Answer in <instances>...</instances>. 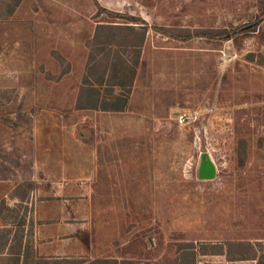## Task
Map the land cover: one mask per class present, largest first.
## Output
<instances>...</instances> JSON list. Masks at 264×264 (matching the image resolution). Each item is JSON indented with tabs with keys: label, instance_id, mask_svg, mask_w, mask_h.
I'll list each match as a JSON object with an SVG mask.
<instances>
[{
	"label": "rangeland",
	"instance_id": "374dc122",
	"mask_svg": "<svg viewBox=\"0 0 264 264\" xmlns=\"http://www.w3.org/2000/svg\"><path fill=\"white\" fill-rule=\"evenodd\" d=\"M98 1L0 0V264H264V0ZM85 82L124 109L79 108ZM63 194L91 247L39 256L35 206Z\"/></svg>",
	"mask_w": 264,
	"mask_h": 264
},
{
	"label": "crops",
	"instance_id": "0c3cea01",
	"mask_svg": "<svg viewBox=\"0 0 264 264\" xmlns=\"http://www.w3.org/2000/svg\"><path fill=\"white\" fill-rule=\"evenodd\" d=\"M56 183L61 189H71V183L63 178ZM70 194H63L60 199H41L35 206V219L38 225L35 230V252L47 258L83 257L89 249L82 242L78 233L88 229L83 226L85 211L75 209L83 206L88 198L71 199Z\"/></svg>",
	"mask_w": 264,
	"mask_h": 264
},
{
	"label": "trees",
	"instance_id": "16d2710c",
	"mask_svg": "<svg viewBox=\"0 0 264 264\" xmlns=\"http://www.w3.org/2000/svg\"><path fill=\"white\" fill-rule=\"evenodd\" d=\"M96 5L98 6V13L101 11H105L106 8L100 5L98 0H94ZM116 15L119 17L127 18L130 21L129 22H134L133 20H137V18L131 14H123L121 12H114ZM143 20V19H142ZM144 25L143 27H148V24L146 21H143ZM112 24H98L97 29H96V36L98 35V32L100 28L108 27L111 26ZM126 26H131L133 27L134 25H126ZM255 29L248 26H244L242 28H237L234 30H227L225 28H208V29H198L194 31V34L190 32V30H185V34H171L170 30L164 29V28H159V31L162 33H165L167 35H171L175 38L181 39V40H188L194 36H205L208 38H213V39H233L238 41V38L241 35H244L247 32L254 31ZM98 37V36H97ZM139 47V46H138ZM127 64V63H126ZM118 71L115 70L114 74L105 82H100V85L105 86L106 88H115L118 87L120 88H128L130 87V84L127 82H122L118 78ZM132 77L135 76L136 74V68L135 65H132ZM131 81V80H130ZM113 91V90H112ZM111 95L112 92H110ZM113 106L111 108H107V106H104L105 102L101 98V90L98 86L95 85H88L87 82H85V86L83 88V95H81L78 99V107L79 108H87V109H110V110H123L126 103H127V98L126 95H115L113 96ZM1 235V234H0ZM4 235V234H3ZM79 237L81 238L82 242L85 244L87 248L91 247V242L89 235L86 232H83L82 230L79 231L78 233ZM69 260V258H68ZM69 262V261H68ZM121 262L116 259V258H97L91 261H80V262H69V264H120Z\"/></svg>",
	"mask_w": 264,
	"mask_h": 264
},
{
	"label": "water",
	"instance_id": "95a60500",
	"mask_svg": "<svg viewBox=\"0 0 264 264\" xmlns=\"http://www.w3.org/2000/svg\"><path fill=\"white\" fill-rule=\"evenodd\" d=\"M217 167L207 151L201 153L198 177L200 179H213L216 177Z\"/></svg>",
	"mask_w": 264,
	"mask_h": 264
},
{
	"label": "built area",
	"instance_id": "2783aa9c",
	"mask_svg": "<svg viewBox=\"0 0 264 264\" xmlns=\"http://www.w3.org/2000/svg\"><path fill=\"white\" fill-rule=\"evenodd\" d=\"M185 121H186V115L183 114V115H181V116L179 117L178 122H179L180 124H184Z\"/></svg>",
	"mask_w": 264,
	"mask_h": 264
}]
</instances>
